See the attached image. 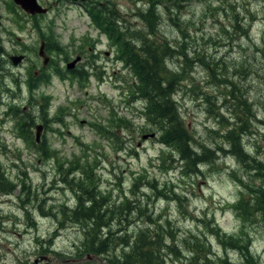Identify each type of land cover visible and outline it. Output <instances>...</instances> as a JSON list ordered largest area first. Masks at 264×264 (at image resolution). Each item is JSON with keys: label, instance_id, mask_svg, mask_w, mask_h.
<instances>
[{"label": "rangeland", "instance_id": "obj_1", "mask_svg": "<svg viewBox=\"0 0 264 264\" xmlns=\"http://www.w3.org/2000/svg\"><path fill=\"white\" fill-rule=\"evenodd\" d=\"M39 1L46 12L31 15L12 0H0V169L16 185L10 193L0 192V264H113L129 251L118 236L128 234L131 242L138 230L157 225L176 247V254L165 250L167 264H221L222 258L248 264L244 252L264 264L263 223L242 219L232 207L250 192L247 186L264 184V166L253 169L251 161L237 160L221 136L235 120L237 87L253 111L251 122L243 123L245 151L264 164V0H182L179 8L168 3L167 10L155 4L160 18L154 37L166 39L173 54L169 67L186 72L175 95L178 110L195 145L214 149L195 172L161 144L155 126L142 131L148 123L145 105L131 100L127 88L132 71L117 61L119 48L88 15V8L107 0ZM108 1L123 19L144 26L134 12L145 11L146 0ZM41 40L49 56L45 67L38 55ZM77 53L90 62L82 67L87 73L82 79L66 75L65 63ZM18 54L25 57L14 66L9 56ZM27 118L32 141L35 125H41L35 145L20 131L19 122ZM44 140L48 159L37 152ZM57 161L65 168L88 161L112 201L137 182L136 198L149 208L152 222L135 218L119 230L107 216L102 230L111 231L107 252L86 250L81 225L58 214L60 205L72 207L75 194L62 182ZM148 182L157 183V190ZM169 188L178 199L156 195Z\"/></svg>", "mask_w": 264, "mask_h": 264}, {"label": "trees", "instance_id": "obj_2", "mask_svg": "<svg viewBox=\"0 0 264 264\" xmlns=\"http://www.w3.org/2000/svg\"><path fill=\"white\" fill-rule=\"evenodd\" d=\"M106 5L102 3L95 4L93 8H88L89 16L94 24L114 43L119 50L117 51V61L122 62L131 72L130 84L127 86L131 92V100H141L145 105V117L147 124L142 131L155 130L159 133V141L163 146L178 156V161L183 162V167L191 172L198 171L200 164L211 159L212 151L208 145L197 146L190 133V126L183 120L178 110L177 99L175 95L179 91L186 72L179 71V67L173 68L168 65V56L172 57L168 49V43L165 38L162 41L154 37L153 27L159 25V15L155 11V4H164L165 10L169 9L167 4L178 7L182 0H146L148 6L145 11L136 7L134 15L138 17L144 26L134 25L130 21L123 19L122 14L113 9V3L108 0ZM135 4V0H133ZM172 52V51H171ZM186 60L184 59V64ZM183 64V65H184ZM182 65V66H183ZM2 67L0 66V73ZM179 71V72H178ZM86 71L77 70L75 77L85 78ZM1 76V75H0ZM235 111V120L233 125L225 129L221 136L224 142L230 147V153L239 161L247 159L252 162L253 169L258 166H264L263 163L254 157H248L243 142L244 134L248 127H244L245 121L251 122L252 108L247 103L248 98L245 95L238 94L237 87L232 96ZM42 109V112H45ZM120 120V119H119ZM20 131H24L30 143L35 145V139L32 141V119L27 118L19 122ZM242 123V124H241ZM196 146V147H195ZM49 146L46 141L37 144V152L43 159H48L50 155ZM219 151L226 152L223 147L216 145ZM205 151L198 152V149ZM166 155L165 160L169 157ZM163 160V164H165ZM58 170H61L63 183L69 184L74 192V203L72 207L62 204L58 208V214L64 216L67 220L79 223L83 234L88 242V251L99 254L107 252L106 244L111 240V231L102 232L108 225L107 216L113 222L119 224V230H122L121 224L134 222L136 219H143L152 222L153 220L147 214L149 208L139 198H136V189L138 183L134 182L129 194L125 193L118 199L111 200L110 192L104 193L100 190L97 183V175L94 173L91 164L77 163L75 166L64 167V162L57 161ZM79 169L80 175L77 177L74 172ZM68 178L69 174H72ZM264 175V171L262 172ZM264 177V176H263ZM139 180L141 177L138 178ZM152 190H157V183L148 182ZM16 185L5 176V172L0 169V192L10 193ZM242 191L240 199L232 204L234 211L244 220L253 217L258 219L264 225V184L256 189ZM166 191V189H165ZM158 189L156 195L167 196L169 199H178L179 194L173 188H169L167 193ZM248 194V196H246ZM148 196V195H146ZM143 204V205H142ZM157 220V219H156ZM155 224H160L153 222ZM152 230H138L135 238L129 242L128 234L120 235V243L127 246L129 251L123 253L120 258H115L113 264H167L165 250L174 252L175 248L168 238H172L169 233L163 234L161 225H157ZM103 237H101L102 235ZM244 261L248 264H259L258 259L252 260L247 252H244ZM252 261V262H250ZM221 264H231L226 259H220Z\"/></svg>", "mask_w": 264, "mask_h": 264}, {"label": "water", "instance_id": "obj_3", "mask_svg": "<svg viewBox=\"0 0 264 264\" xmlns=\"http://www.w3.org/2000/svg\"><path fill=\"white\" fill-rule=\"evenodd\" d=\"M13 2L17 5H19L25 12L30 13V14H35V13H44L46 12L47 8L42 7L37 0H13ZM0 24H1V19H0ZM0 48H1V43H0ZM38 54L42 56L43 61L42 64L45 66L49 60V56L46 54L44 51V43L41 41V44L38 48ZM12 65L16 66L18 65L23 59L24 55L23 54H18V55H10L9 56ZM78 60V57L73 60L71 63H69L67 66H70V64H74ZM36 128V140L38 141V132L39 129L41 128L40 124L35 125ZM154 133H151L150 136H153Z\"/></svg>", "mask_w": 264, "mask_h": 264}, {"label": "flooded vegetation", "instance_id": "obj_4", "mask_svg": "<svg viewBox=\"0 0 264 264\" xmlns=\"http://www.w3.org/2000/svg\"><path fill=\"white\" fill-rule=\"evenodd\" d=\"M38 2L40 3L39 0H38ZM70 2L78 3V4H84V3L80 2V0H73V1H70ZM40 4H41V3H40ZM41 5H42V4H41ZM42 6H43V5H42ZM41 41L45 43L44 40H41ZM41 41H40V42H41ZM87 51H91V52H93V51H94V46H88V47H87ZM77 56L80 57L79 61H78L76 64H73L72 67H71L70 69H67V68H66V64L68 63V61L65 63V69L68 71V72H66V75H67V76H70L72 73L75 75V73H76L77 70H82V67H83V68H87V67H88V64L90 63V62H89V59L85 58V56L82 55V53H77V54L74 56V58L77 57ZM92 57H93V55L91 56V58H92ZM74 58H73V59H74ZM91 68L93 69V63H91L90 70H91Z\"/></svg>", "mask_w": 264, "mask_h": 264}]
</instances>
